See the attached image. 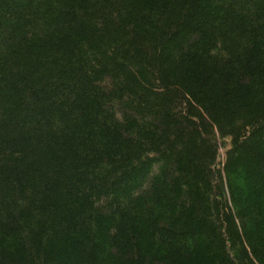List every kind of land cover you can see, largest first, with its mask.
<instances>
[{"label": "trees", "instance_id": "16d2710c", "mask_svg": "<svg viewBox=\"0 0 264 264\" xmlns=\"http://www.w3.org/2000/svg\"><path fill=\"white\" fill-rule=\"evenodd\" d=\"M0 264H264V0H0Z\"/></svg>", "mask_w": 264, "mask_h": 264}]
</instances>
